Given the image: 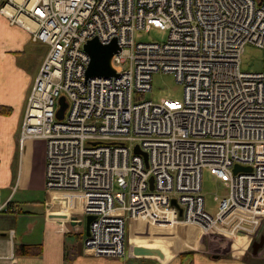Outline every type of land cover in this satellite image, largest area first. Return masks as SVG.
Listing matches in <instances>:
<instances>
[{"label":"built area","instance_id":"obj_1","mask_svg":"<svg viewBox=\"0 0 264 264\" xmlns=\"http://www.w3.org/2000/svg\"><path fill=\"white\" fill-rule=\"evenodd\" d=\"M0 15L47 45L17 142H42L46 190L78 196L77 214L93 216L85 253L123 257L132 220L212 229L236 211L264 214V0H0ZM150 26L166 41L134 40ZM93 37L116 40V75L86 78ZM246 43L263 51L260 71L241 69ZM156 72L174 74L182 100L143 99ZM205 167L227 189L214 216Z\"/></svg>","mask_w":264,"mask_h":264},{"label":"crops","instance_id":"obj_2","mask_svg":"<svg viewBox=\"0 0 264 264\" xmlns=\"http://www.w3.org/2000/svg\"><path fill=\"white\" fill-rule=\"evenodd\" d=\"M2 18L8 26L20 29L25 39L30 40L27 31L17 25H10ZM22 43H18L17 47H21ZM39 64L34 73L23 72V79L16 91L5 94L0 92V106L11 109L8 115L0 114V198L19 210L0 212V233H4L0 234V264H264V224L260 222L261 215L254 212L251 219L253 221H241L239 216H250V213L238 214L241 211H236L217 225V228H213L218 230L221 225L223 227L224 224L235 221L231 226L232 232H229L232 239L223 246H215L208 235L203 234L199 235L194 247L179 249L175 244L171 252L162 246L158 248L154 245L135 244L158 248L163 253V258L157 255L135 256L132 253L135 245L126 249L123 257H103L92 256L83 251L85 233L84 227L78 224L82 217L77 214L81 200L72 193L47 191L45 164L40 171V179L35 182L38 183L37 190H34L35 187L30 182L27 190L30 198H16L14 186L20 180L19 168L15 162L20 150L17 142L19 129L28 90ZM3 84L4 81L0 79V88ZM37 207L40 208L36 210ZM229 217V222H226ZM78 234L81 235L79 239L76 236ZM141 234L139 226L132 223L129 242L137 243ZM261 239V245L254 251L253 243H259ZM157 241L161 243L159 238ZM16 244H40L42 252L39 256H17L14 254ZM72 246L76 248V253L67 261L65 249Z\"/></svg>","mask_w":264,"mask_h":264},{"label":"rangeland","instance_id":"obj_3","mask_svg":"<svg viewBox=\"0 0 264 264\" xmlns=\"http://www.w3.org/2000/svg\"><path fill=\"white\" fill-rule=\"evenodd\" d=\"M167 35V30L150 26L147 29L135 30L134 40L136 42H164L167 39ZM18 43H22L21 47H17ZM46 51L47 45L25 39L24 33L20 29L8 26L0 16V53L5 52L0 54V79L4 81L0 92L5 94L16 91L23 79V72L34 73ZM262 65L263 51L251 43H246L241 55V69L257 72L262 69ZM182 97L183 85L176 81L174 74L164 72L153 73L151 89L143 93V99L153 102H158L163 98L182 100ZM17 156V161L15 162L17 168H19L18 180L19 177L20 180L14 186L15 197L20 196V198L26 200L30 198L27 194L29 183L32 182L30 184L35 187L34 190H37L36 185L38 183L35 182L40 179V171H42L45 164L43 143L38 140H27ZM201 185L205 211L214 216L219 209L220 202L227 193V189L221 181L210 173L207 167L202 169ZM38 208L40 207H37L36 210ZM244 213L241 211L238 214ZM252 214L253 212L250 213V216L238 215V218L241 221H253L251 220ZM230 218L226 222H229ZM260 220L264 224V214L261 215ZM234 222L224 224L223 227L221 225L220 229L216 230L213 228L203 229L200 226L175 224L173 221L169 225L155 226L143 220H132L128 222L126 227L125 250L130 249L135 244H144L154 245L158 248L162 246V248L171 252L175 244L178 245L177 248L179 249L194 247L199 235L203 234L208 235L211 243L215 246H223L232 239V235L229 232H232L231 226H233ZM132 223L137 224L140 232H142L141 239L137 243H131L128 240ZM81 226L83 227V225ZM157 238L161 240V243L157 241ZM181 238L183 240H180Z\"/></svg>","mask_w":264,"mask_h":264},{"label":"water","instance_id":"obj_4","mask_svg":"<svg viewBox=\"0 0 264 264\" xmlns=\"http://www.w3.org/2000/svg\"><path fill=\"white\" fill-rule=\"evenodd\" d=\"M83 49L89 57V62L87 64L85 70L86 78L89 77H110L116 75L114 69L110 65V58L111 56L119 49V46L115 39H112L108 43H101L97 37H93L88 39L85 44L83 45ZM59 109L57 111V117L61 118L63 116V110L66 107V103L63 97L59 98ZM135 153H140L143 155L144 159L146 160V154L138 149L136 146L134 149ZM250 170V167H241L239 165H235L233 171L236 172L237 170ZM149 182L152 184V177L149 179ZM171 204L177 206L175 199L171 200ZM179 215H181V209L179 208ZM93 219V216L87 215L82 220L78 222L79 225H83L85 235H88L89 230V223ZM3 235L4 233H0ZM253 243V250L256 251L261 242ZM132 253L135 256L138 255H157L160 258H163V253L158 248H150V247H143L139 245H135L132 248Z\"/></svg>","mask_w":264,"mask_h":264},{"label":"trees","instance_id":"obj_5","mask_svg":"<svg viewBox=\"0 0 264 264\" xmlns=\"http://www.w3.org/2000/svg\"><path fill=\"white\" fill-rule=\"evenodd\" d=\"M10 108L6 106H0V114L8 115L10 113ZM9 207H13L10 202H8ZM10 209L8 208L9 211ZM5 211V212H6ZM11 212H19L16 208H12ZM127 227V226H126ZM126 231V229H125ZM79 239L81 237L80 234L76 235ZM42 252V246L40 244H16L14 246V254L17 256H39ZM76 253V248L74 246L69 249H65V260H69L70 256ZM191 254V253H188Z\"/></svg>","mask_w":264,"mask_h":264}]
</instances>
